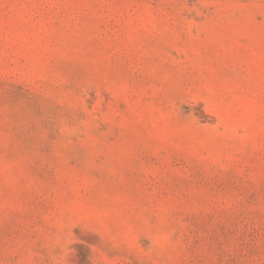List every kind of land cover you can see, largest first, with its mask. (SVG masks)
<instances>
[{"label":"rangeland","instance_id":"rangeland-1","mask_svg":"<svg viewBox=\"0 0 264 264\" xmlns=\"http://www.w3.org/2000/svg\"><path fill=\"white\" fill-rule=\"evenodd\" d=\"M0 264H264V0H0Z\"/></svg>","mask_w":264,"mask_h":264}]
</instances>
